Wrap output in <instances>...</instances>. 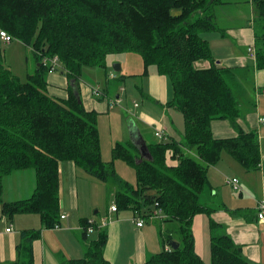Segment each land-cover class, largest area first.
<instances>
[{"label": "trees", "instance_id": "trees-1", "mask_svg": "<svg viewBox=\"0 0 264 264\" xmlns=\"http://www.w3.org/2000/svg\"><path fill=\"white\" fill-rule=\"evenodd\" d=\"M219 1L0 0V31L11 35L12 42L19 40L29 47L37 62L23 80L5 64L0 51L3 213L10 217L40 214L46 228L61 224L60 164L73 161L97 180L119 186L115 192L117 209H131L143 218H151L159 210L162 222L174 225L168 230L160 228L163 250L143 264H208L195 250L192 226L196 214L211 215L214 211L202 202L209 186V167L220 161L225 150L248 169L258 168L261 162L257 131H240L234 138L221 139L212 132L213 120L226 119L236 127L237 119H244L246 111L256 106L253 99L245 104L237 97L230 84L229 72L234 70L216 63L209 42L202 36L219 29L212 12ZM249 3L264 20V0ZM129 51L143 58L142 76L155 65L159 73L169 77L173 98L168 104L183 114L185 128L180 142L149 143L148 157L142 156L132 141L117 142L113 160L108 162L102 156L98 113L85 108L79 80L85 67L105 68L110 54ZM57 56L70 80L65 99L49 93L48 74L58 67L44 60ZM256 56L257 67L264 68V37L256 36ZM202 60L210 61L211 66L198 67ZM116 159L136 170V185L118 175ZM23 169L35 171L33 194L4 202V177ZM82 224L86 251L83 257L62 264H114L104 257L105 230L95 222L98 233L92 239L87 232L90 222L85 219ZM218 226L211 218L212 229ZM33 232H24L17 264H35ZM169 243L172 249L166 250ZM209 264L255 263L229 235L214 234Z\"/></svg>", "mask_w": 264, "mask_h": 264}, {"label": "crops", "instance_id": "crops-1", "mask_svg": "<svg viewBox=\"0 0 264 264\" xmlns=\"http://www.w3.org/2000/svg\"><path fill=\"white\" fill-rule=\"evenodd\" d=\"M251 8L253 10L252 5ZM228 27L229 33L217 29L203 33L202 36L209 42L216 63L234 70V72H229L230 79L247 78L248 76L249 83L252 85V93L249 88L247 94L250 99L256 101V106L247 111L244 110L248 114L244 119H237L236 127L226 119L213 120L212 132L215 138L221 139L234 138L240 131H257L260 140L261 162L258 168L248 169L225 150L222 152L220 161L209 167V186L202 194V202L214 211L211 215L206 212L198 213L193 219L195 250L209 264L212 236L227 234L241 248L248 260L255 264H264V223L257 217L258 202L264 200V125L261 122V119H264V68L257 67L255 25L247 18L245 23L237 27ZM0 42L9 44L1 39ZM115 61L117 59H113V62ZM197 66L207 68L211 64L208 60H202L197 62ZM87 68L95 70L97 67ZM123 68L122 64L121 70ZM101 70V74H93L94 82L84 78L85 70L79 80L81 98L85 108L99 114L110 113L113 110L111 102L115 99L110 97L111 90L118 92L116 97L119 99L120 91H126L122 84L126 83L127 79V77L123 78V75L111 74L108 65ZM121 70L116 72H121ZM142 74L143 72L140 74L128 72V75H137L134 78L141 80V84L138 83L142 101L141 104L135 101V108L140 109L136 116L138 121L135 122L130 117L127 123L131 134L129 141L135 143L137 149L142 152V156L148 157L147 145L149 143L162 140L182 141L185 121L183 114L168 104L173 98V88L169 77L159 73L155 65L149 66L147 76H142ZM48 75L49 93L56 97L67 98L70 80L64 74V70L60 67L58 71L49 72ZM98 126L101 135L99 119ZM157 130L163 131L164 137H161V140H152L149 133L158 137ZM79 168L73 161H62L60 164V209L61 215L62 213L68 214L65 219L60 220L65 225L62 229L46 228L41 215L37 213H18L12 217L7 216L2 211V202L0 203V264L18 263L19 247L23 243L26 231H35L33 233L36 234L33 241L35 264H62L68 259L83 257L87 242L83 236L82 221L89 220L91 217L100 222L106 216L107 221L103 223L102 220L98 227L105 230L108 235L104 257L111 263L143 264L163 250L160 228L168 230L174 225L162 222V216L160 218L151 217V220L146 221L131 209L119 208L114 211L109 207L108 214L106 212L100 218L97 215L100 209L94 213L86 211L81 201L78 183ZM228 175L239 179L241 186L239 189H235L232 184L226 182L225 178ZM7 177L8 179L3 181L4 202L25 199L33 194L36 186V175L33 169L17 170ZM211 218L219 224L214 230L211 227ZM139 219L144 220L141 226L138 225ZM150 221L158 222L160 226L147 224ZM9 225H12L10 232L6 230ZM95 232H97L96 229L89 233L88 237ZM173 242L176 243V241ZM167 245L171 248V243ZM207 257H210L209 261L206 260Z\"/></svg>", "mask_w": 264, "mask_h": 264}, {"label": "rangeland", "instance_id": "rangeland-1", "mask_svg": "<svg viewBox=\"0 0 264 264\" xmlns=\"http://www.w3.org/2000/svg\"><path fill=\"white\" fill-rule=\"evenodd\" d=\"M212 12L216 15L217 26L224 32L229 33L230 31L228 26L237 27L245 23L246 19L248 18L252 24L255 25L257 36H260V39L264 37V20L259 18L254 13L249 0H221L214 5ZM244 12L247 13V17L246 13ZM0 51L5 64L11 67L13 72L20 76L21 79L26 80L29 71L32 72L35 69L37 62L34 52L29 47H26L21 41L14 40L9 44L0 42ZM113 59H117V61L113 62ZM107 63L108 69L111 71L110 73L117 74L119 76L128 75V72L140 74L144 72L145 69L144 62L140 54L130 51L110 55ZM113 63H119L121 65L123 64V70H121V72H116L113 69ZM128 64H130V67H128ZM101 69L102 68L97 67L95 70H93V68L86 67L84 69V78L94 82L95 76L93 74H101ZM126 77V83L122 84L126 91H120L121 97L119 99L116 97L118 92H116L114 89L111 90L110 97L115 99V101L111 102V107L113 110L110 113H98V119L100 121L101 127L100 140L102 144L103 159L108 162L113 160V147L116 145V142L119 141L122 143H127V141L131 140L130 128H128L127 121H130V117H132L135 122L138 121L136 116L138 115L140 109L135 108V101L139 102L140 104L142 101V94L139 89V83L141 84V80L139 78H134L132 75H128ZM236 78L237 79H230V84L233 87L237 97L242 103L246 104L247 100L250 99V96H248L247 92L250 88L252 93V85L249 83L248 76L247 78ZM136 84H138V86H136ZM181 125L183 127V123ZM149 137L152 140H161V137L153 136V133H149ZM193 154L196 155V152L193 151ZM114 166L116 172L122 178V180L136 185V170L128 162L124 161L123 159H116L114 161ZM78 176L81 201L86 211L89 213H94L97 209H100L99 213L97 214L99 217L102 214L105 215L106 212L108 214V208L116 205L115 192L119 190V186L101 182L87 174L81 168H79ZM232 178L237 177L228 175L226 176L225 180L227 182V179ZM6 179H8L7 176L4 177V182ZM62 214L68 216L67 213ZM72 214L75 215V213ZM103 218H106V216ZM148 219L150 218H144L146 221ZM88 221H94L97 224H100L102 220L98 222L95 218L91 217ZM147 224H153L157 227L160 226V223L155 221H150ZM9 227L12 228V225H9ZM64 227L65 225L61 222L60 226L52 229H62ZM96 237L97 232L90 236L92 239ZM206 260L209 261L210 257H207Z\"/></svg>", "mask_w": 264, "mask_h": 264}, {"label": "built area", "instance_id": "built-area-1", "mask_svg": "<svg viewBox=\"0 0 264 264\" xmlns=\"http://www.w3.org/2000/svg\"><path fill=\"white\" fill-rule=\"evenodd\" d=\"M0 38L3 41H5L6 43H10L12 41L11 35H9L6 31H3V30L0 31ZM44 61H45V63L49 62V63L53 64L54 66L58 67V70L61 67L60 66V60H59L58 56L57 57H53V58H48V59L46 58ZM261 122L264 125V119H261ZM156 135L158 137H164L163 136L164 132L161 131V130H157L156 131ZM227 182L229 184H232L235 189H239L241 187L238 178L227 179ZM111 208H112V210L116 211L117 210V205H113V206H111ZM257 208H258V211H257L258 220L264 223V200H261V201L258 202ZM161 216H162L161 212L159 210H156L153 213L152 217H159L160 218ZM66 217L67 216L64 215V214L61 215L62 219H65ZM102 220H103V223H105L107 221L106 218H103ZM143 222H144L143 219H139L138 220V225H140V226L143 225ZM94 223H95L94 221H90V226L88 227V231H87L88 234L95 230V227H93ZM58 226H60V224H57L55 227H58ZM6 230L8 232H10L12 230V228L11 227H7ZM170 249L171 248L169 246H166V250H170Z\"/></svg>", "mask_w": 264, "mask_h": 264}, {"label": "water", "instance_id": "water-1", "mask_svg": "<svg viewBox=\"0 0 264 264\" xmlns=\"http://www.w3.org/2000/svg\"><path fill=\"white\" fill-rule=\"evenodd\" d=\"M113 68H114L115 71H120L121 70V65L119 63H116V64H114ZM78 99H79V101H81L80 96H78ZM172 246L174 248H177L178 247V244L175 243V242H172Z\"/></svg>", "mask_w": 264, "mask_h": 264}]
</instances>
